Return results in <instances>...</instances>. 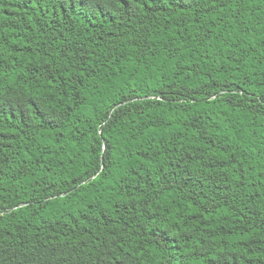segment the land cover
Here are the masks:
<instances>
[{"label": "trees", "instance_id": "1", "mask_svg": "<svg viewBox=\"0 0 264 264\" xmlns=\"http://www.w3.org/2000/svg\"><path fill=\"white\" fill-rule=\"evenodd\" d=\"M0 264H264V0H0Z\"/></svg>", "mask_w": 264, "mask_h": 264}]
</instances>
